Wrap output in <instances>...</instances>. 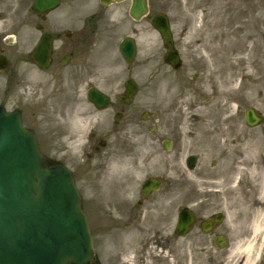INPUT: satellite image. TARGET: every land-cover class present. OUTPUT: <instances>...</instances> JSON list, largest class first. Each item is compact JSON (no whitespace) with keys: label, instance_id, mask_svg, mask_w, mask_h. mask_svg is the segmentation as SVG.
<instances>
[{"label":"flooded vegetation","instance_id":"flooded-vegetation-1","mask_svg":"<svg viewBox=\"0 0 264 264\" xmlns=\"http://www.w3.org/2000/svg\"><path fill=\"white\" fill-rule=\"evenodd\" d=\"M158 1L166 4L148 0L147 15L135 20L130 15L133 0H60L57 7L42 12L32 9L35 0H0V106L20 109L42 153L72 171L93 237V262L225 264L216 257L223 250L218 235L235 227L227 204L228 175L234 186L240 175L235 173L236 162L251 154L249 141L236 155L233 120L215 122L205 140L197 135L198 126L189 130L181 110L185 93L177 88L172 94L161 76L147 83L148 99H138L143 88L135 61L126 63L119 45L129 37L138 50L140 36L148 34L150 48L156 33L152 17L158 12L170 16L164 5L156 8ZM77 8L84 12L82 17L76 18ZM189 17L181 38L199 42L201 49L202 40L209 38L206 49H212L217 39L212 29L199 30L211 24L212 13L200 7L197 19ZM170 22L176 38L171 18ZM126 24L132 29L121 36ZM161 48L164 59L163 43ZM180 56L183 60L181 52ZM150 58L148 63L154 57ZM132 79L135 88L129 94ZM187 88L198 102L202 89L189 82ZM19 89L23 106L9 108L8 103L20 99ZM93 90L109 98L92 99ZM245 121L244 115L242 124ZM205 155L212 156L210 164L203 161ZM209 165L211 176L204 170L194 179L200 185L190 183L179 169L195 176L196 169ZM184 211L194 220L191 231L182 236L178 225ZM192 234L213 236L214 243H189L186 239ZM211 249L215 254L207 253Z\"/></svg>","mask_w":264,"mask_h":264},{"label":"rangeland","instance_id":"rangeland-1","mask_svg":"<svg viewBox=\"0 0 264 264\" xmlns=\"http://www.w3.org/2000/svg\"><path fill=\"white\" fill-rule=\"evenodd\" d=\"M165 1L166 4L158 1L156 8L160 10L161 7L165 6V9L170 13L174 23V30L176 31V43L183 56L184 65L179 71L167 66L161 55V38L155 33L150 38L153 44L147 49L146 45L148 43L145 38L148 34L141 35L138 56L135 61L139 79L136 78L143 88V93L138 96V99H148L147 83L152 78L154 79L153 76H155L157 81L162 77L163 82L167 83L165 88H172V94L176 92L177 88L182 89V92L185 93L186 104L182 106L181 110L185 116L184 123L189 126V130H191L192 125L198 126L200 131H198L197 135L205 140L213 131L212 126L215 122L228 123V121L233 120L238 142L235 147L236 155L244 152V150L240 151V149L244 147L245 143L250 141V138L259 137L264 147V124L257 128H250L241 122L244 119L245 109L249 106H254L264 113V63L261 65V61L264 62V0ZM200 7L210 12L218 13L219 18L223 22L221 29L224 35L219 38L216 37V40L214 39L212 49H206V47L205 50L199 49V42H193L191 38L188 41L185 38H181V30L184 27L185 20L190 18L189 14L194 19H197L195 14L197 15ZM83 15L84 12L77 8L76 18ZM123 19L127 20V18ZM130 25H125V30L121 33V36L131 31ZM234 35L237 39L245 38L244 42H239L243 46L240 54L234 51L229 42ZM209 50L212 51V55L208 53ZM148 55L149 58L150 55L154 57L149 63ZM237 56H247L249 59L246 58L248 61L243 59L239 64H236ZM248 72H252V74H248ZM197 73L200 74V77L194 78ZM143 79L145 83L142 82ZM257 80L262 82V85H258ZM188 82L196 89H202L198 102L192 96L190 89L187 88ZM256 86L259 90L255 88ZM18 93L20 99L12 100L8 103L10 108L16 105L23 106L22 90L19 89ZM215 96L217 97L215 98ZM209 99H214V101L209 103ZM211 160V155H205L203 158L206 164H210ZM200 165L202 164L200 163ZM179 169L188 179H192L190 183L196 185L202 184L194 180L200 178L202 171L204 172L205 170L209 176L213 173L210 165L206 169H196L193 172L195 176L190 175L188 170L186 171L182 167ZM263 177L264 167L258 166L255 174L247 173L239 185L233 187L232 178H229L228 175L230 185L227 197L229 194L230 196L227 198V204L234 213L235 227L231 233L225 234L229 239L228 241H230L229 246L219 251V255L216 257L222 258L225 264L235 263V259L231 257L232 249L236 245L245 243L248 238L250 226L249 216L245 214V206L250 205L252 201H256ZM211 184L209 183V185ZM212 237L192 234L187 237L186 241L189 243H214V237ZM211 252L215 254L212 249L207 251V253ZM204 258L207 261L209 259L207 255ZM261 262L264 264V249Z\"/></svg>","mask_w":264,"mask_h":264},{"label":"water","instance_id":"water-1","mask_svg":"<svg viewBox=\"0 0 264 264\" xmlns=\"http://www.w3.org/2000/svg\"><path fill=\"white\" fill-rule=\"evenodd\" d=\"M56 3L37 0L35 9ZM146 10V0H134V17ZM154 23L171 47L165 17L156 16ZM127 44L122 49L131 60L134 48ZM167 59L175 62L176 56L169 53ZM93 254L88 222L70 171L63 165L46 166L20 113L0 108V264H93Z\"/></svg>","mask_w":264,"mask_h":264},{"label":"bare ground","instance_id":"bare-ground-1","mask_svg":"<svg viewBox=\"0 0 264 264\" xmlns=\"http://www.w3.org/2000/svg\"><path fill=\"white\" fill-rule=\"evenodd\" d=\"M216 16L217 14L214 13ZM223 25L222 20L219 18H214V20L210 23H205L199 27L200 31H208L212 29L213 36L220 37L224 35L223 30L221 29ZM211 39L205 38L202 40V46L210 47ZM245 38H232L230 40V44L234 48L236 53H241L243 50V46L239 42H244ZM201 49V47H199ZM249 57L245 56H237L236 64H239L243 59L247 60ZM248 61V60H247ZM263 61H261V65H263ZM248 74H252V72H248ZM258 85H262V82L257 80ZM256 89L257 86L255 87ZM246 146L251 151L249 157L243 161L236 162L235 173L240 174L241 178L248 171L251 174H254L258 168V166L262 165V158L264 154V149L262 148L260 138H252ZM234 177V176H233ZM245 214L249 216V234L245 243H241L236 245L232 249V256L235 259L234 264H260L259 261V252L264 246V177L262 180L261 189L259 191V196L256 201H252L250 205L245 206ZM229 218V216H228Z\"/></svg>","mask_w":264,"mask_h":264}]
</instances>
